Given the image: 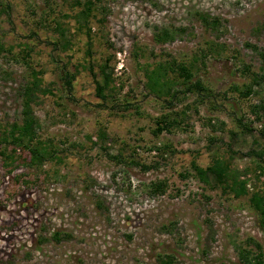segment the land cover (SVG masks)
<instances>
[{"label":"rangeland","instance_id":"obj_1","mask_svg":"<svg viewBox=\"0 0 264 264\" xmlns=\"http://www.w3.org/2000/svg\"><path fill=\"white\" fill-rule=\"evenodd\" d=\"M81 1L0 0V130L21 121L20 90L35 72L49 89L33 105L38 138L53 151L38 167L27 151L0 155V264H245L237 248L249 239L264 253L248 196L206 186L190 167L228 160L248 169L250 191L264 189L260 160L246 155L264 146V114L251 111L264 102V0H94L90 53ZM164 28L175 36L159 43ZM104 62L117 78L106 102L88 70ZM182 63L208 91L185 92ZM159 65L171 80L162 93L147 86ZM64 69L76 74L70 88ZM254 79L251 95L235 90ZM169 112L179 124L156 135ZM158 181L163 193L152 192Z\"/></svg>","mask_w":264,"mask_h":264},{"label":"trees","instance_id":"obj_2","mask_svg":"<svg viewBox=\"0 0 264 264\" xmlns=\"http://www.w3.org/2000/svg\"><path fill=\"white\" fill-rule=\"evenodd\" d=\"M80 9L75 15V20L78 26L84 29L86 36L87 50L90 53L92 48V27L90 25L91 18L94 17L93 11L95 8L94 0H83L79 2ZM8 6H3L0 8V12H6ZM202 22L208 26H215L217 22L208 20V17L204 14H199ZM59 39L58 43L63 49H69L71 46V40L69 38V31L65 28H61L57 25L56 28ZM180 32L183 28L179 29ZM175 34L167 28L159 30L155 34V40L159 43H165L174 39ZM0 50H3L2 44H0ZM174 63V62H173ZM98 71L96 72L94 66H89L88 70L93 78L96 88V94L101 99L102 102H106L108 95L105 92L108 89H114L117 85V78H115L114 68L110 67L108 62H104L98 65ZM173 71V68H171ZM176 68L174 67V71ZM177 70L179 76L182 79V85L185 88V92H201L208 91L203 83L199 80H193L194 74L192 70L185 64H178ZM64 79L66 85L70 88L72 81L74 80L76 74L75 72H70L69 70H63ZM31 79L27 81L20 90L21 97V121L13 122L8 126L0 130V155H3L5 159H12V155L8 154V148L11 147L10 151L16 153L17 150L27 151L29 154V164L32 166H41L44 161L53 157V151L51 152L50 147L43 143L38 138L39 131V120L35 116L33 111V105L37 102L40 94H46L49 92L48 88H44L38 78L37 73L32 72ZM98 75L101 77L98 79ZM147 86L151 92L162 93L163 89L171 88V80L166 75V68L163 65H159L157 68L151 70L147 75ZM258 80H253L249 85L244 86V90L235 88L236 91L243 97L251 95L254 90V85H259ZM175 94L170 95V100L168 101L171 105V99ZM251 111L256 115L257 119L260 118L259 113L264 114V102L259 104H253L251 106ZM155 130L154 133L159 135L163 131L171 132L173 128L177 127L179 121L177 117L172 113H165L155 119ZM242 130L251 133V129L241 123ZM104 133L100 134L103 138ZM254 143L256 140H253ZM158 151L161 150L160 147H155ZM246 155L252 159H259L260 161L264 158V146L259 148H251ZM117 158V156H114ZM258 161L255 166V170L264 174V166ZM191 170L194 172V176L197 180L211 188H220L224 192L232 193L233 197L238 198L241 196H248L249 205L256 211L259 219V224L264 230V189L263 190H249L248 179L245 175L248 173V169H240L231 164L228 160H223L221 158H215L213 162L206 166L205 168L197 165L194 161L190 164ZM153 193H163L165 191V183L162 181L151 183ZM55 240H60V233L55 232L53 236ZM248 247H238L237 252L239 259L245 264H264V253L262 247L258 242L253 239H249ZM170 259L163 258L160 259V264H170Z\"/></svg>","mask_w":264,"mask_h":264}]
</instances>
